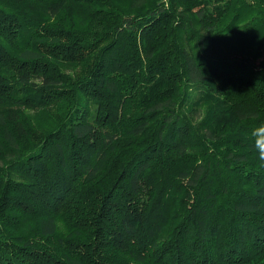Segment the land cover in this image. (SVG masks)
Listing matches in <instances>:
<instances>
[{
    "label": "trees",
    "instance_id": "trees-1",
    "mask_svg": "<svg viewBox=\"0 0 264 264\" xmlns=\"http://www.w3.org/2000/svg\"><path fill=\"white\" fill-rule=\"evenodd\" d=\"M264 0H0V264H264Z\"/></svg>",
    "mask_w": 264,
    "mask_h": 264
},
{
    "label": "clouds",
    "instance_id": "clouds-1",
    "mask_svg": "<svg viewBox=\"0 0 264 264\" xmlns=\"http://www.w3.org/2000/svg\"><path fill=\"white\" fill-rule=\"evenodd\" d=\"M251 136L253 139L252 147L258 155V159L264 162V123L254 128Z\"/></svg>",
    "mask_w": 264,
    "mask_h": 264
}]
</instances>
